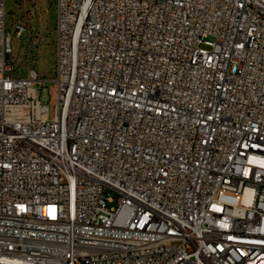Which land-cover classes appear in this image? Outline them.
<instances>
[{"label": "built area", "instance_id": "built-area-1", "mask_svg": "<svg viewBox=\"0 0 264 264\" xmlns=\"http://www.w3.org/2000/svg\"><path fill=\"white\" fill-rule=\"evenodd\" d=\"M56 4L51 108L0 0V264H264V0Z\"/></svg>", "mask_w": 264, "mask_h": 264}, {"label": "rangeland", "instance_id": "rangeland-1", "mask_svg": "<svg viewBox=\"0 0 264 264\" xmlns=\"http://www.w3.org/2000/svg\"><path fill=\"white\" fill-rule=\"evenodd\" d=\"M58 10L56 0H6V23L11 26L13 38V61L17 71L15 76L27 78L30 70L48 80L46 95L53 108L57 96L56 85V25ZM27 24L21 39L15 37V22ZM53 97V98H52ZM109 207L117 202L109 203Z\"/></svg>", "mask_w": 264, "mask_h": 264}]
</instances>
